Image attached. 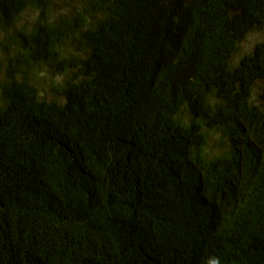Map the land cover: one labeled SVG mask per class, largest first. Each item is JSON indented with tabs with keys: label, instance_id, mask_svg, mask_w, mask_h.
Listing matches in <instances>:
<instances>
[{
	"label": "trees",
	"instance_id": "trees-1",
	"mask_svg": "<svg viewBox=\"0 0 264 264\" xmlns=\"http://www.w3.org/2000/svg\"><path fill=\"white\" fill-rule=\"evenodd\" d=\"M213 261L264 264V0H0V264Z\"/></svg>",
	"mask_w": 264,
	"mask_h": 264
},
{
	"label": "rangeland",
	"instance_id": "rangeland-1",
	"mask_svg": "<svg viewBox=\"0 0 264 264\" xmlns=\"http://www.w3.org/2000/svg\"><path fill=\"white\" fill-rule=\"evenodd\" d=\"M28 14L29 15L25 16L26 21H29L30 18L33 17L30 11L28 12ZM262 38H263L262 32L255 31V32L249 33L246 36V38L242 40V42L239 44V48L234 56L235 60H238L239 57H241L243 54L251 52L254 44L260 41ZM257 92H258V87H257Z\"/></svg>",
	"mask_w": 264,
	"mask_h": 264
},
{
	"label": "clouds",
	"instance_id": "clouds-1",
	"mask_svg": "<svg viewBox=\"0 0 264 264\" xmlns=\"http://www.w3.org/2000/svg\"><path fill=\"white\" fill-rule=\"evenodd\" d=\"M213 264H218V261H213Z\"/></svg>",
	"mask_w": 264,
	"mask_h": 264
}]
</instances>
